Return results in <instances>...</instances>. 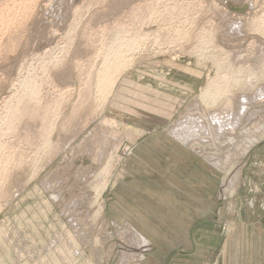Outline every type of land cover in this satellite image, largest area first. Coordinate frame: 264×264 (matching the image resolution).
Segmentation results:
<instances>
[{
	"label": "rangeland",
	"instance_id": "1",
	"mask_svg": "<svg viewBox=\"0 0 264 264\" xmlns=\"http://www.w3.org/2000/svg\"><path fill=\"white\" fill-rule=\"evenodd\" d=\"M146 5L150 35L101 103L90 66ZM258 26L264 0H0V118L25 77L59 101L49 143L23 125L41 117L30 99L0 122V264H264V78L201 101L209 79L264 59ZM227 102L233 134L210 120Z\"/></svg>",
	"mask_w": 264,
	"mask_h": 264
},
{
	"label": "bare ground",
	"instance_id": "2",
	"mask_svg": "<svg viewBox=\"0 0 264 264\" xmlns=\"http://www.w3.org/2000/svg\"><path fill=\"white\" fill-rule=\"evenodd\" d=\"M148 8H149V5H146L143 8L144 14L142 15V19L140 17H136L133 20V23H132L133 28L130 27L129 32L126 34V39H123V44H118L116 42H112V44L108 45L107 50H105L103 52L102 58L100 59V64L98 66L97 65L94 66L93 64H91V66H90L91 68L89 69V72H88L89 80H84V81H93V79L95 78V75H94V72H95L96 81H95V83H93V88L95 89L94 93L96 96H98L99 102L102 103V102H104V100L109 99L108 97L113 93V91L115 89L114 85H115L116 81L119 79V77L121 76L122 71L124 69H126L129 65H131V63H132L131 61H132L134 54L139 52L140 49L144 48L145 39L147 38L148 35H150V32H151V30H146V31L142 30V26H144V25H146L152 21L149 14H147V12H146V10ZM168 8L163 7V9H162L163 14H159V16L161 17V20H163L165 22L172 20L171 19L172 14H170L169 12L167 13ZM169 17H170V19H169ZM173 22H175V21H173ZM258 27H259L258 30L261 31V33H264V26L263 27L258 26ZM72 28H74V27H72ZM137 28H139V30H136ZM71 29L69 30L68 33L65 34V36H67L68 38L70 37L68 34L71 32ZM171 32H172V35L167 33L168 34L167 35V37H168L167 41L174 42V41L178 40V36L175 33L178 31L173 29ZM141 35L144 37L141 38ZM153 35L156 36V34H153ZM174 36H176V37H174ZM76 49H78V48H76ZM60 52L63 53L64 49H61ZM97 56H99V54H97ZM54 57H55V55H54ZM62 59H63V57L62 58L60 57L56 60L51 58V60H49V62H47V63L44 61L43 62H44V64L46 63L45 65H49L52 70L55 68L58 71L57 66L59 67L62 64L61 63ZM64 60H65V58H64ZM86 61H87V59H86ZM44 64H41V65L43 66ZM94 64H96V63H94ZM214 64H216V63H214ZM49 66H48V68H43V70L46 72V70L49 69ZM83 66H86V65H83ZM77 67L80 68L79 66H77ZM244 67H245L244 73H246V76H244L243 79L238 78L237 75H234V76L230 75V77L232 78V80L230 82L225 81V82H222L220 84H217L216 80L209 79L207 84L203 88V92H202V96H201L202 103H204L207 107L208 106L213 107V106L217 105V103L221 100L222 97H226L228 95L230 97L232 94L230 95L229 93H231V91L235 90V88L241 87V89H243V90H249L260 79L264 78V59H261L260 61H258L254 65H248L247 64ZM216 68L220 69L221 66L218 64L216 66ZM65 70H67V73L65 72ZM50 73H52V72H50ZM62 73H64V75L68 74V69H67L66 65L64 67H62L61 69H59L58 74L62 75ZM55 77H57L56 73H55ZM55 79H57V78H55ZM82 79H84V78L82 77ZM260 82H261V80H260ZM89 83L90 82L84 83L83 86H85V88L83 87L81 90L91 91L89 89L91 87V85L89 86ZM19 84H20V87L24 88V90L26 92H24L21 96L17 95V94H13L12 97L8 98V100L5 102L6 113L4 114V116H2L0 118V122H5L6 124H12L14 117L19 115L21 113V111H23L24 108H27L25 103L27 102L28 99H30L33 102V106L31 108V110L34 109V111H35L37 109H40L41 110V115H40L41 117L39 120L36 119L34 121L24 123L23 125L33 124V122H34V124H40L39 126L35 127L38 131L34 132V134L38 138L44 139L46 143H49L50 135H51L53 128H54L53 123L56 120L55 116H57L59 114V110L57 109L59 101L57 100L55 102V104H54V101L43 104L44 99L42 101V98H43L42 88H41V86L39 87L38 84H36L31 78L25 77L21 81V83H19ZM52 85L55 86V84L53 82H52ZM230 87H232L233 89H229ZM255 88H253V90L254 89L256 90V91H254L255 97H257V94L259 96L260 95L262 96V94H264L263 93L264 86L258 85V87H255ZM229 97L227 99H230ZM240 98H241V101H243V103H244L246 100L245 95H241ZM232 105H233L232 102L226 103V105L224 106L225 112H223L224 114L222 116L219 115L220 114L219 110H216V109L210 113V118H211L210 120L214 123H219L222 128L226 127L225 129L230 131L229 133H231V134H233V132L235 131V125L234 124H236V122H232V123L230 122V120H232V118H233L232 116L234 115V112L232 110V108H233ZM241 108L244 109L245 106L243 105V106H241ZM199 120H198L199 130L200 131L201 130L206 131L208 128H206V125L201 121V119H199ZM3 126H5V125H3ZM1 127L2 126H0V128ZM35 128L33 130H36ZM0 131H1V129H0ZM179 131L181 132V130H179ZM171 133H173V132H171ZM178 134H179V132H178ZM178 134H176V135H178ZM174 138L176 139L177 136L176 137L174 136ZM177 139H179L178 141L181 140L180 138H177ZM231 140H233V139H231ZM256 140H257L256 138L249 139L248 140L249 143H248V146H246V148L248 149L252 144L255 143V142L252 143V141H256ZM180 142H182V141H180ZM113 150H115V149H113ZM111 167L112 166L110 164H107V166L104 167L102 169V171L99 173V175L97 176L96 183L98 185L97 191L99 193L102 192V190L105 188L106 184L108 183L107 182L108 177L106 178V176L109 175V170L112 169Z\"/></svg>",
	"mask_w": 264,
	"mask_h": 264
}]
</instances>
